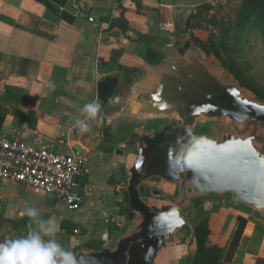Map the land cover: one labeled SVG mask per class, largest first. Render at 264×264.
Here are the masks:
<instances>
[{"label": "crops", "instance_id": "obj_1", "mask_svg": "<svg viewBox=\"0 0 264 264\" xmlns=\"http://www.w3.org/2000/svg\"><path fill=\"white\" fill-rule=\"evenodd\" d=\"M207 2L215 0H68L74 11L66 6L60 11L66 9L69 20L38 0H0V131L87 160L77 179L85 199L75 210L53 195L0 178V242L36 228L24 214L31 207L40 219L58 225L45 239H55L74 256L116 241L133 217L121 184L128 183L137 148L128 151L126 144L145 129L125 123L120 102L147 62L174 53L175 37L207 60L208 33L205 49L190 33L194 24L207 25L193 17ZM93 102L99 111L86 120L89 130L82 133L75 121L85 119L81 109ZM161 128V122L146 127L148 132ZM245 216L230 264H264V223L253 213Z\"/></svg>", "mask_w": 264, "mask_h": 264}, {"label": "water", "instance_id": "obj_2", "mask_svg": "<svg viewBox=\"0 0 264 264\" xmlns=\"http://www.w3.org/2000/svg\"><path fill=\"white\" fill-rule=\"evenodd\" d=\"M183 40L173 38L174 53L159 63L147 62L120 102L125 123L145 128L126 144L138 148L127 183L133 217L112 245L79 250L77 264H155L167 240L190 230L184 212L211 193L228 194L264 223V99L216 75ZM159 122L162 129L147 131ZM153 177L178 195L162 193L167 203L152 206L141 188Z\"/></svg>", "mask_w": 264, "mask_h": 264}, {"label": "trees", "instance_id": "obj_3", "mask_svg": "<svg viewBox=\"0 0 264 264\" xmlns=\"http://www.w3.org/2000/svg\"><path fill=\"white\" fill-rule=\"evenodd\" d=\"M38 1L60 16L72 20V15L66 9L60 11L68 0ZM237 4L229 7L225 13L222 2H207L198 6L193 17L217 30L208 34L209 51L239 80L242 87L264 99V87L251 77L247 61L241 60V53L247 46L244 43L250 44L255 40L264 43V0H240ZM237 52L240 54L234 55ZM247 210L253 213L248 208ZM237 220L238 225L227 250L210 239L211 229L208 224L199 223L193 233L194 253L190 264H230L248 222L247 217L241 214L237 216Z\"/></svg>", "mask_w": 264, "mask_h": 264}, {"label": "built area", "instance_id": "obj_4", "mask_svg": "<svg viewBox=\"0 0 264 264\" xmlns=\"http://www.w3.org/2000/svg\"><path fill=\"white\" fill-rule=\"evenodd\" d=\"M190 33L195 34L196 29ZM86 163L82 155L60 153L0 131V178L24 183L62 199L71 210L78 209L85 199V191L77 179L85 172ZM121 185L127 187L126 182Z\"/></svg>", "mask_w": 264, "mask_h": 264}, {"label": "rangeland", "instance_id": "obj_5", "mask_svg": "<svg viewBox=\"0 0 264 264\" xmlns=\"http://www.w3.org/2000/svg\"><path fill=\"white\" fill-rule=\"evenodd\" d=\"M239 1L240 0H215L214 4L222 2L225 7L224 12L227 13L230 9L229 7L238 5L237 3H239ZM193 28L197 29V32L195 33V39L205 49L207 33L210 34L214 31L216 32L217 30L213 26L208 24L202 25L201 23L194 24ZM244 45L247 46L246 50L241 53L244 55H242L241 60L247 61L251 77L253 80H256L259 85L264 87V43L255 40L250 44L244 43ZM238 54H240V52H237L234 55ZM206 55L207 62L215 71L216 75H219L225 80L239 82V80H237V78L231 74L212 53L207 51ZM244 89L249 95H252L255 98L259 97L250 92L248 89ZM145 192L147 193L146 196L152 203L158 206L160 205L158 201L155 200L153 196H151V192H149L148 189H146ZM202 204L203 203L198 202L195 206H193L194 208L192 207L190 210H188V213H186V211L184 212L187 221L192 228V233H190L191 236H189L190 240H187L186 238V229H182V231L180 230L177 232L172 240H167L165 242L157 256V264H190L191 257L194 253L193 233L199 223H206L209 225L211 229L210 239L213 242L221 245L225 250L228 248L233 237V232L238 225V214L235 211L228 209H224L223 211H211L210 208L201 209L200 207H202ZM244 212L250 213L248 210Z\"/></svg>", "mask_w": 264, "mask_h": 264}, {"label": "clouds", "instance_id": "obj_6", "mask_svg": "<svg viewBox=\"0 0 264 264\" xmlns=\"http://www.w3.org/2000/svg\"><path fill=\"white\" fill-rule=\"evenodd\" d=\"M50 87H54L50 85ZM99 104L88 103L82 109L85 119H76L75 126L87 132V119H95L99 111ZM36 224V228L26 236L0 242V264H77L74 254L65 249L52 237L58 230L55 220L39 218V210L28 208L25 213Z\"/></svg>", "mask_w": 264, "mask_h": 264}, {"label": "flooded vegetation", "instance_id": "obj_7", "mask_svg": "<svg viewBox=\"0 0 264 264\" xmlns=\"http://www.w3.org/2000/svg\"><path fill=\"white\" fill-rule=\"evenodd\" d=\"M136 138L137 137H132L130 139L135 140ZM133 148H134V146L131 145V148L129 147V148H127V150L131 151V150H133ZM136 148H137V146H136ZM137 155H138V148H137ZM144 187L145 186H143L142 190L146 191V188H144ZM176 189L177 188L175 185H170L168 182L163 181V180L156 178V177L152 178L150 186L148 187L149 192H151V196H153L155 198V200L158 201L159 204H166L168 201L165 197L161 196L162 193L167 192L171 196H176V195H178ZM147 199L149 200L148 197H147ZM149 202L153 206H158V205L152 203L150 200H149ZM198 202L203 203L201 205L202 207H200L201 209H205V208L209 209L210 208L211 211H214V210L220 211L222 209H228V210L235 211L238 215H240V214L241 215H248V213L244 212V211H247V208L244 207L243 205L239 204V203L232 202L231 198L228 194L218 195V194L211 193V194H208L207 196H204V197H198L197 199H195L193 206H195L196 203H198ZM191 230H192V228L190 226V230H187V232L185 233L187 240L189 239V236H191V234H190V233H192Z\"/></svg>", "mask_w": 264, "mask_h": 264}]
</instances>
